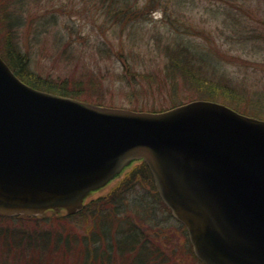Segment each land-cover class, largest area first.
Returning a JSON list of instances; mask_svg holds the SVG:
<instances>
[{
    "label": "water",
    "instance_id": "obj_1",
    "mask_svg": "<svg viewBox=\"0 0 264 264\" xmlns=\"http://www.w3.org/2000/svg\"><path fill=\"white\" fill-rule=\"evenodd\" d=\"M135 162L202 264H264V120L206 100L96 106L24 84L0 57V217L76 214Z\"/></svg>",
    "mask_w": 264,
    "mask_h": 264
},
{
    "label": "rangeland",
    "instance_id": "obj_2",
    "mask_svg": "<svg viewBox=\"0 0 264 264\" xmlns=\"http://www.w3.org/2000/svg\"><path fill=\"white\" fill-rule=\"evenodd\" d=\"M17 1L21 3V15L25 20L19 39L31 57V70L39 75L70 80L73 77L82 81L87 76L94 80L100 78L101 86L88 92L92 97L100 98L107 107L165 111L175 107L169 102L167 90L138 85L141 95L130 99L121 90L130 91L132 87H126L116 76L121 74V61L125 59L138 73L162 70L165 57L156 43L159 39L163 43L173 39L197 51L204 65L224 73L238 94L245 96L242 107L246 99L260 100L258 104L254 103L253 109L258 114L256 117L264 120L261 105L264 104V0H182L180 5L171 3L166 8L155 6L150 9H142L143 0H137L139 18L136 16L134 21H129L136 23L135 27L128 24L131 31L117 21H107L103 11L91 0ZM50 14L56 18L55 25L45 30L42 23ZM182 29L186 31L181 32ZM157 46L160 48V43ZM193 95L185 89L179 93L177 105L196 100ZM149 192L146 183H137L124 199L104 210V218H113L124 228L133 226L137 229L143 241L141 244L149 250L156 249L154 255L163 256L156 264H200L184 236L185 229L183 232L169 213L153 204L152 192ZM17 218L26 217L2 218L7 221H0V225L10 224L11 219L19 224ZM57 218L66 217L47 216L44 220L53 221L43 228L76 232L77 228L88 226L89 234L99 237L93 217L83 215L54 221ZM23 224L32 228L36 222L31 220ZM121 262L117 260L116 264H128L126 260Z\"/></svg>",
    "mask_w": 264,
    "mask_h": 264
},
{
    "label": "trees",
    "instance_id": "obj_3",
    "mask_svg": "<svg viewBox=\"0 0 264 264\" xmlns=\"http://www.w3.org/2000/svg\"><path fill=\"white\" fill-rule=\"evenodd\" d=\"M91 1L94 6L103 11L107 21H117L121 27L125 28H129L128 24L136 26L135 22L129 21L131 19L134 21L137 16L136 10L140 9L137 6V0ZM143 3L142 9H150L155 6L166 8L171 3L180 5L182 0H143ZM21 10V3L17 0H0V57L14 75L34 89L106 106L100 98H94L88 92L97 90L98 85L101 86L99 82H102V79L100 78H96L97 82L89 76L85 77L83 81L82 79L75 80L73 77L71 80L60 77L52 78L44 77L31 70V57L28 51L22 47L19 39V32L24 27L25 21L22 18ZM55 21V16L50 14L42 23V27L47 30L46 28L55 25ZM129 29L131 31V28ZM185 31V29L181 30V32ZM159 43L160 48L157 46ZM156 47L159 51H163L165 57L162 70L138 73L131 69L126 59L121 61V74L116 78L126 87H132L130 91L123 92L121 90L124 96L130 99L140 96L141 91L137 88L138 85L141 87L146 85L149 89L155 86L156 89L167 90L169 102L172 106H176L179 104V93H183L186 89L195 94L192 98L221 102L241 114L258 116L253 107L260 100L246 99L247 102L242 107L241 104L244 105L245 96L242 93L238 94L224 73H217L213 67L204 65L197 51L192 50L185 43L173 39L166 43L159 39ZM108 83L112 84L111 81ZM82 89L84 90L82 91ZM261 105L264 110V104L261 103ZM152 112H156V110H152ZM139 182L146 183L150 187L149 194L152 192L153 204L168 213L155 192L148 169L141 162H135L109 191L88 202L87 206L76 216L68 218L70 220L83 215L93 217L92 220H96L99 237H92L87 230L88 226L77 228L76 233L75 231L66 232L62 229L43 228L53 221H49L50 219L17 218L20 221L19 224L14 223L15 221L11 219L9 220L10 224L0 225V264H116L117 260L120 262L126 260L128 264H156L157 260L163 259V256L154 255L156 249L153 246V250H149L141 244L143 241L137 229L133 226L124 228L122 227L124 225L120 226V222L115 219L103 216L104 210L113 207L115 202L119 203V200L124 199L131 188ZM146 196H148L147 193ZM65 219L67 218H57L54 221ZM31 220L36 222L32 228L23 224V222ZM0 221L7 220L0 219ZM114 222L116 224H113ZM59 225L61 226V223ZM181 227L184 232V227ZM111 230L113 236L110 235ZM184 236H186V232H184ZM191 258L194 259L193 256ZM151 260L154 262H150Z\"/></svg>",
    "mask_w": 264,
    "mask_h": 264
}]
</instances>
